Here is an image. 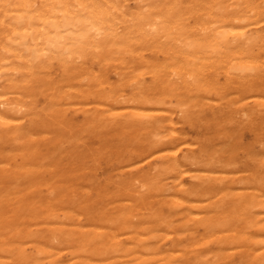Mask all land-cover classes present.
<instances>
[{
	"label": "bare ground",
	"instance_id": "6f19581e",
	"mask_svg": "<svg viewBox=\"0 0 264 264\" xmlns=\"http://www.w3.org/2000/svg\"><path fill=\"white\" fill-rule=\"evenodd\" d=\"M0 264H264V0H0Z\"/></svg>",
	"mask_w": 264,
	"mask_h": 264
},
{
	"label": "rangeland",
	"instance_id": "374dc122",
	"mask_svg": "<svg viewBox=\"0 0 264 264\" xmlns=\"http://www.w3.org/2000/svg\"><path fill=\"white\" fill-rule=\"evenodd\" d=\"M112 76H113V74H112ZM246 137L249 138L250 136L249 135H246Z\"/></svg>",
	"mask_w": 264,
	"mask_h": 264
}]
</instances>
